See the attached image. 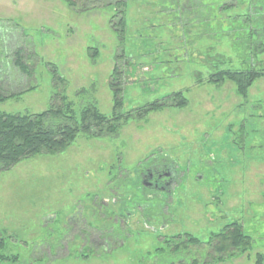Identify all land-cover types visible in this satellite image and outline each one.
<instances>
[{
  "label": "rangeland",
  "instance_id": "1",
  "mask_svg": "<svg viewBox=\"0 0 264 264\" xmlns=\"http://www.w3.org/2000/svg\"><path fill=\"white\" fill-rule=\"evenodd\" d=\"M115 1L82 12L63 0H0V93H20L0 103V112L39 114L64 97L77 118L89 106L111 116L114 65L122 72L121 114L175 93L187 103L130 119L115 135L79 133L58 154L0 170V255L13 259L3 264H171L178 255L189 264L193 255L184 247L175 255L158 237L184 233L200 242L192 249L198 264H255L264 257V75L245 97L232 83H207L211 68L199 62L207 41L199 44V30L191 28L192 47L179 44L181 31L156 9L170 2L126 0L123 32L113 27L122 10L104 6ZM18 49L27 54L30 76L13 64ZM213 54L231 61L220 70L250 68L227 39L213 43ZM259 60L264 70V54ZM150 159L173 161L189 174L175 190L172 220L155 218L150 230L136 217L123 242L109 241L106 251L94 246L87 228L117 210L104 201L114 178ZM234 223L251 239L247 252L209 258L211 236Z\"/></svg>",
  "mask_w": 264,
  "mask_h": 264
},
{
  "label": "trees",
  "instance_id": "2",
  "mask_svg": "<svg viewBox=\"0 0 264 264\" xmlns=\"http://www.w3.org/2000/svg\"><path fill=\"white\" fill-rule=\"evenodd\" d=\"M68 7L78 11L87 12L102 7L104 0H63ZM168 1L167 6H157V12L171 18L170 25L174 31H181L179 44L183 47H192L190 38L191 28L199 30L200 44L199 62L211 68L205 82L210 84L232 83L238 96L245 97L248 89L254 81L264 75L260 70L264 54V0H160ZM120 20L115 27H120L124 32L126 19L123 9L127 5L126 0L115 1ZM164 18V17H163ZM117 31V30H116ZM195 39V38H194ZM222 39H227L237 56L250 63L247 70H220L221 66L231 61L220 55L212 54V45ZM18 49L14 53L13 64L23 75L29 74L27 54ZM259 67V68H258ZM118 65H114L110 89L113 96V113L105 116L98 112L94 106L86 107L81 111L78 118L75 116L71 103H67L64 97H56L54 105L45 112L39 114H9L0 112V170H9L23 159H28L41 154L55 155L72 145L79 133L99 138L107 135H115L123 123L130 119L146 117L151 112H156L166 107L181 108L187 101L181 93L172 94L164 99L157 100L140 109L121 114L122 107L120 97V81L122 72ZM202 77L199 74V83ZM33 88L27 89L31 91ZM25 92V91H24ZM23 92V93H24ZM20 94V93H19ZM19 94L0 93V103L19 96ZM161 241V240H160ZM169 250L175 255L180 254L181 247L193 255L191 263L198 264L197 256L193 247L199 250V240L189 235H179L169 241L164 237ZM4 240L0 237V250ZM212 255L209 258L223 259L225 256L233 257L243 255L250 246L251 239L243 233L242 227L236 223L226 225L220 233L212 235L209 240ZM56 246V248L60 247ZM192 250V251H191ZM179 256V257H178ZM175 263L185 264L183 258L178 255ZM13 259L0 255V264L12 262ZM178 261V262H177ZM183 261V262H182ZM182 262V263H181ZM204 262V261H203ZM255 264H264L262 255L256 256Z\"/></svg>",
  "mask_w": 264,
  "mask_h": 264
},
{
  "label": "flooded vegetation",
  "instance_id": "3",
  "mask_svg": "<svg viewBox=\"0 0 264 264\" xmlns=\"http://www.w3.org/2000/svg\"><path fill=\"white\" fill-rule=\"evenodd\" d=\"M121 172L114 178V186L109 193L110 198L108 196L104 198L106 204L110 199L116 206L115 214L112 217L102 214L99 226L87 228L90 242L92 243V239L95 238L94 246H99L104 251L109 241L112 244L120 240L123 242L129 236V228L132 227L130 220L133 218L138 217L137 223L141 222L150 230H153L151 221L155 218L163 222L167 219L172 220L174 213L170 207L175 203L173 198L175 190L189 179L187 170L180 171L175 162L156 159H150L145 164L140 163L132 173L125 176L121 175ZM194 177L199 179V174H195ZM165 228V225L161 226L159 232ZM161 235H158L159 240L163 239ZM179 235H173L170 239ZM96 242L98 243L95 244Z\"/></svg>",
  "mask_w": 264,
  "mask_h": 264
}]
</instances>
